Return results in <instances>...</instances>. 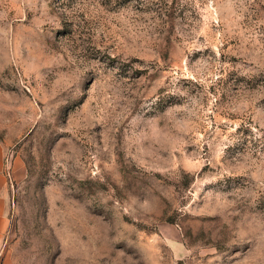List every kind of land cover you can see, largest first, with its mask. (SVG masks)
<instances>
[{"label":"rangeland","instance_id":"1","mask_svg":"<svg viewBox=\"0 0 264 264\" xmlns=\"http://www.w3.org/2000/svg\"><path fill=\"white\" fill-rule=\"evenodd\" d=\"M0 264H264V0H0Z\"/></svg>","mask_w":264,"mask_h":264},{"label":"crops","instance_id":"2","mask_svg":"<svg viewBox=\"0 0 264 264\" xmlns=\"http://www.w3.org/2000/svg\"><path fill=\"white\" fill-rule=\"evenodd\" d=\"M8 225L9 219L7 214L3 215V213L0 212V246L4 241Z\"/></svg>","mask_w":264,"mask_h":264}]
</instances>
